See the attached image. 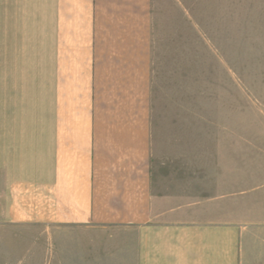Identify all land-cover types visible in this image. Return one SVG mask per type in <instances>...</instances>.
<instances>
[{"label": "crops", "instance_id": "0c3cea01", "mask_svg": "<svg viewBox=\"0 0 264 264\" xmlns=\"http://www.w3.org/2000/svg\"><path fill=\"white\" fill-rule=\"evenodd\" d=\"M231 8L0 0V234H46L57 264H264L231 118L184 95Z\"/></svg>", "mask_w": 264, "mask_h": 264}, {"label": "rangeland", "instance_id": "374dc122", "mask_svg": "<svg viewBox=\"0 0 264 264\" xmlns=\"http://www.w3.org/2000/svg\"><path fill=\"white\" fill-rule=\"evenodd\" d=\"M231 6L230 24L215 26L216 55L186 58L193 65L198 60L199 68L194 74L183 73L189 80L184 95L209 97L216 114L230 116L234 129L226 138L230 160L247 162L251 203L264 197V0H231ZM58 256L46 234L24 230L0 234V264H57Z\"/></svg>", "mask_w": 264, "mask_h": 264}]
</instances>
